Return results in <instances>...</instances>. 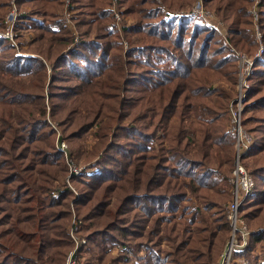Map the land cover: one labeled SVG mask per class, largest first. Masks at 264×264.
Listing matches in <instances>:
<instances>
[{
  "label": "trees",
  "instance_id": "trees-1",
  "mask_svg": "<svg viewBox=\"0 0 264 264\" xmlns=\"http://www.w3.org/2000/svg\"><path fill=\"white\" fill-rule=\"evenodd\" d=\"M125 1L117 0L121 5ZM131 1L122 13H133L136 23L124 31H133L136 39L125 33L129 43L125 49L112 37L114 0H73L70 6L77 25L75 10L90 5L97 11L93 21L102 20L98 27L106 32L97 38L83 35L88 30L76 37L64 18L46 9H63L64 0H15L20 11L14 25L18 36L26 28L37 33L25 50L0 36V264H64L75 245L69 230L74 199L78 213L85 209L83 216L77 214L84 222L78 233L88 230L79 259L85 249L91 252L89 244L112 245L111 250L97 253L99 263L86 258L82 264H127L133 258L136 264H215L230 235L232 225L223 203L232 194L237 153L236 136L229 127V100L234 95L210 82L225 74L236 87L238 57L232 48L254 56L259 46L252 12L247 3L237 5L241 0H201L227 24L228 35L223 37L191 12H169L179 10L173 4L190 7L197 0H170L171 10L157 0ZM11 7V0H0V31ZM259 7L263 40L264 0ZM243 15L249 27L238 26L237 21L228 24L233 16ZM68 81L76 83L54 95L52 88ZM128 88L140 95H126ZM214 92L218 97L212 102ZM78 96L90 102L79 113L96 119L84 122L66 138H77L95 126L97 131L91 149L73 147L76 158L92 161L74 175L69 174L67 155L56 147L47 102L55 117L60 105L53 98L62 97L66 103L76 102ZM101 100L102 109H95ZM5 108H17L16 114H2ZM178 112L182 122L171 131L170 117ZM242 126L255 137L241 156L255 185L239 208V217L250 231L248 242L234 251L232 263L243 258L264 264V53L256 60L246 93ZM90 167L96 170L89 173ZM76 182L90 191L77 197L70 187ZM102 188L101 195H111L113 201H102L97 193ZM219 194H224L221 202ZM97 204L108 208L97 211ZM128 211H133L131 221L109 228L124 220ZM94 216L107 218L104 227L91 229ZM164 241L169 248L161 247ZM116 247L117 258H108Z\"/></svg>",
  "mask_w": 264,
  "mask_h": 264
},
{
  "label": "rangeland",
  "instance_id": "rangeland-1",
  "mask_svg": "<svg viewBox=\"0 0 264 264\" xmlns=\"http://www.w3.org/2000/svg\"><path fill=\"white\" fill-rule=\"evenodd\" d=\"M157 1L160 3L159 5H161L163 9H168L169 8L170 0H157ZM173 1L174 2H182L181 0H173ZM261 1L262 0H252V3H248V2H245V1L241 0L239 3L237 2V5H240V6H242V5L246 4V3L248 4L249 9L251 10L252 15H253V19H252L253 34H254L255 38L257 39V41L259 42V46H258L257 51L254 53V56H251V55L247 54L246 52H244V51H242L240 49L232 48L233 51L235 52V54L238 57V80H237L236 87L232 86V84L227 79L225 74H224V76L222 78L221 77H217L212 82H210L211 86L216 87L215 89L222 88L223 90H228V91L231 90L232 91L231 93H233L234 97L231 99V101L229 100L230 117L232 115V111H237L238 112L239 109H241V125H242V112H243V109H244V100L246 98V94H243V99H242L241 103L239 104L238 101H237L239 96H240V91L245 88V86L243 85V82L245 81V79H244V76L242 74V71H243V69H246V68H248V71H249V68H250L249 76H248V82L250 84H252V75L254 73V67H255V64H256V60L259 57H261L263 55V53H264V45H263V40L264 39L262 40V37H261L262 36V30H261V26H260V16H259V13H258V11L260 10L259 3ZM11 2H12V7L9 9V11L7 12V15L5 16L6 27H5L4 30L0 31V36L6 37L5 34L11 27L12 15L15 14L14 17H13V21H14L13 22L14 37L12 39L7 37V39H9L10 42L13 45H15L18 50H22V49L25 50V49H27L29 47L30 41L34 38V36L36 35L37 32L35 30H28L26 28V30L23 32V33H25V32L26 33L24 35H22V36H20V35L18 36L17 33H19V32L16 31L14 25H15L16 17L19 15L20 11L17 10L16 4H15V0H11ZM114 2H115V4L112 7L113 14H114V20H113V24H111V26H110L111 30L113 31L112 37L117 42L121 43L123 45V48L125 47V49H126V48H128L129 43H128L127 39H126L125 33L128 34V35L126 34L128 36V38H135L136 39L135 33L133 31H131L130 33L128 31H124V29L127 26H130V25H133V24L136 23V17L134 16L133 13H127V14H123L122 13V11H124L123 9L125 7L130 6L132 1L131 0H126L125 1V5H121L119 2H117V0H114ZM72 3H73V0H64V8L63 9L62 8H56V7L55 8H51L50 6H47L46 9H48L49 11H52L53 15L58 13L61 16V18H64L66 20V23L69 24V26L70 25L72 26V27L70 26L71 30H72V33L75 34L76 37H77L78 33H81V32L86 31V30H88V33L87 34H83V35H86L87 38H97L98 36L105 35L104 34V33H106L105 30L102 27H98L99 25H101L100 23H102V20L93 21L94 19L97 18V16H96L97 11L94 8H92L90 5L89 6H85L84 8H78L77 10H75L78 19H80L79 20L80 24L79 25L75 24L73 22L74 21L73 20V10L70 9L72 7ZM146 5H151V4L148 3ZM202 6H203L204 11H205V15L204 16L196 15V14H194L192 12V8L194 7V5H192L190 7H180L176 3L175 5L173 4L172 8H176L175 10H177V9H179V10L174 11V12H173V10L172 11L168 10V11L170 12V14H177L180 11H182V12L185 11V12H189V13L191 12L192 15L197 16L198 18H200V20L202 22H205L206 24H208L209 26L215 28L217 31H219L221 33V31L219 30V27H217L216 24H219V25L221 24L220 26L225 27V28H226L227 24L225 26L218 19V16L214 12V9L211 10V9H208L207 7H204L203 3H202ZM180 8H182V9H180ZM1 13H2V10H1ZM21 13H22V11H21ZM207 15H210L209 16L210 20H208ZM88 20H91V21H88ZM247 20H248V18L246 16H244V15L243 16H233L228 21V24L232 23L233 21H237L236 25H238V26L241 25V27H249V25L247 24ZM96 21H98L99 24H96ZM82 23H85V24H82ZM53 25L54 26H59V24H53ZM226 30H227V28H226ZM221 35L223 37H226L228 35V30H227V35H224L222 33H221ZM106 40H107V38H104L102 41H106ZM156 42L157 43H163L162 41H158V40H156ZM241 54L244 55L248 59L249 62H245V63L241 62V56H240ZM135 57L136 56L134 55L133 58H135ZM133 69L135 70V69H137V67H133ZM241 75H242V81H241ZM201 76L203 77L205 75L201 74ZM14 80L18 81V82H24V81H29L30 79L14 78ZM185 81L186 80H184V82ZM74 83H76V82H74V81L59 82L57 84V87H59V88H57V89L56 88H52V90L55 91L54 95H58L59 93H61V91H63V89H66L67 86H69L71 84H74ZM122 85L123 86L125 85V81L122 83ZM132 85H134V84L132 83ZM137 86L141 87V84L138 83ZM47 89H48V85H47ZM125 93H126V95H130V96L133 95L134 97L140 95L138 92H134V89H131V88H128V90ZM70 94H72V93H70ZM72 97L74 98V96H72ZM217 97H218L217 92L212 93V95H211L212 102L215 99H217ZM46 99L48 100V97ZM196 99H198V98H196ZM183 100H184V96L179 98V100L177 102L178 105ZM53 101L55 103H58L57 105H60V107H57L55 109V111L57 112V116H55V117L52 116L51 106H50L49 102H47V106L49 108V112L47 114V117L49 118V121L53 125L52 127L55 130V135L53 136V138H55L56 147H59V149L62 150L61 144L64 143L66 145V149H67V152H68V156L66 157L67 158L66 163H67V167L69 169V174L71 173V167L74 168V166H77L80 171L78 173L74 174V175H79V174L82 173V171H84L86 169L84 165L88 164V163H91L92 161L86 163V162H84L83 158H80V159L76 158V155L75 154L73 155V152H72L73 151V147H77L78 149H80V148H82V149H86V148L91 149L92 146L95 144V136H94V134H96L97 127L95 126L94 128H90L88 130L85 129V130L81 131V133L78 134L80 136L77 137V138H73L72 140L71 139L68 140L66 138V135L69 134V133H72V131H77L79 128H81L82 125H84V122L86 123V122L91 121L92 119H96V118H94V115L89 116L87 118H84V116L81 113H79V111L82 109V107H86V106L90 105V102H89L87 97H79L78 96L76 102H71L70 101V102L64 103L65 100L62 97L53 98ZM104 101H106V100H104ZM205 101H206V103L208 105L212 104V102H210L209 99H205ZM62 106H64L65 108H63ZM16 109L17 108H5V109H1V112L4 115H8L9 112H12V114L15 115L16 114ZM95 109H97V110L98 109L99 110L102 109V100L99 102V104L97 106H95ZM15 120L17 121V119H15ZM73 121H74V123H73ZM184 121L187 123L188 122V118H184ZM169 122H170V126L168 128L169 130L173 131L174 129L179 128V126H180V124L182 122V118L180 116V112L176 113L175 116H171ZM60 123H61V126H60ZM62 124H64V125H62ZM229 125H230V120H229ZM230 131H232V130L230 129ZM40 133H42L41 127H40ZM248 133L250 135V141L254 142L255 141V137L250 132H248ZM1 137H3L2 134H0V138ZM63 137H64V139H63ZM110 138L113 139L112 136H110ZM122 142H126L127 143L128 142V138H123ZM62 151L64 152V150H62ZM236 151H237V148H236ZM235 158H236V156H235ZM94 160H97V158H95ZM116 162H117V160L114 159L113 163L116 164ZM248 164H249L248 166L252 165L251 160L249 161ZM95 170H96L95 167L87 168V171L89 173H92ZM70 187H71V189L73 191L77 192L76 193L77 197H78V195L80 194L81 191H90L88 189L87 185L79 184L78 182H76L75 184H73ZM229 190L231 191V185L229 187ZM102 191H103V188L98 190L97 193L101 195ZM230 193H232V191ZM223 195L224 194H219V198H218L219 202L222 201L221 197ZM101 197L103 198L102 201H104L105 203H107L108 201H113V197L111 198V195L108 198H105L102 195H101ZM227 200L228 201L223 203V206L226 209L229 208V206H230V204L232 202V194L230 195V198L227 199ZM74 201H75V199L73 201L72 200L70 201L71 215H72L71 218L72 219L69 222V230L74 225L75 221H77V223L79 224V227L84 224V222H82V220L79 219V217H77V214L80 213V216L81 215L83 216V213H85V209H84L83 213H81L82 209L78 213V209H76ZM209 201H210V197H209ZM94 202H96V201H94ZM99 205L97 204V207H98L97 211L103 210V209L106 210L108 208L107 206H99ZM258 209L261 210L262 207L258 208ZM123 217H124V220L118 221L116 223V226L109 227V228H116L117 226H122L124 223H127V221H125L127 219H128V222L131 221L132 218H133V211L126 212L125 216H123ZM106 219L107 218L105 216H100V217L99 216H94L91 221H93L95 223V225L91 226L92 227L91 229H98L100 227H104L103 223H104V221ZM244 224H245L246 229H248L246 223H244ZM87 233H88V230H85V232H82V235L79 232V236L84 237L85 234H87ZM113 233L115 234V233H117V231H114ZM231 234H232V230L230 232V235L227 238H225V240H224V242L222 244V247H221L220 254L217 256V260H216L215 264L219 263L221 255H222L226 245L230 241ZM54 239L57 240L56 237ZM84 245H87V241L85 242ZM90 245L95 250L92 249L91 252H90V251H86V249H85L84 250V255L82 256V258L79 259L81 264L83 262L85 263L86 258H88L90 260V262H92V263L95 262L96 263V262H98L97 258H96V256L98 255L97 253L101 254L100 251L102 252L103 248H106L107 250L108 249H110V250L112 249V245H110V244L106 245L104 242L100 243V247H97V246H95L93 244H89L88 246H90ZM161 247L164 248V249L169 248L168 242H165V241L161 242ZM69 251L66 254V257H65V260H64V264H65V261H66V258H67V255H68ZM119 252L120 251H118V248L116 247L110 254H108V258L110 256L114 257V258H117V255L119 254ZM141 255H143V252H142ZM136 261H137L136 258H133L127 264H136ZM107 263H108V261H105L102 264H107ZM119 264H124V263L121 262ZM237 264H252V262H249L247 260H244L243 258H240V259H238V263Z\"/></svg>",
  "mask_w": 264,
  "mask_h": 264
},
{
  "label": "built area",
  "instance_id": "built-area-1",
  "mask_svg": "<svg viewBox=\"0 0 264 264\" xmlns=\"http://www.w3.org/2000/svg\"><path fill=\"white\" fill-rule=\"evenodd\" d=\"M192 12L200 16L205 15V11L202 6L201 0H197V2L194 4V7L192 8ZM14 15L15 14L12 15L11 27L5 34L6 37H9L11 39L14 37V33H13ZM209 16L210 15H207L208 20H210ZM220 25L216 24V26L219 27L221 33L227 35L226 28ZM240 56H241V62L243 63L249 62L244 55L241 54ZM249 71L248 68L243 69L242 71V74L245 79V81L243 82L245 88L240 91V96L237 100L239 104L243 99V94H246L251 89V84L248 82ZM241 81H242V75H241ZM229 126L236 136V146H237L235 168L233 170V175L231 177L232 202L228 208V218L230 219L232 225V234L230 241L226 245L218 264H232L234 251L240 247L245 246L248 242L250 231L246 229L243 220L239 217V208L255 185V180L253 175L241 163V156L249 149V143H250V135L243 130L241 125V109H239L238 112L232 111ZM61 146H62V150H64V152L68 156L66 145L63 143L61 144ZM79 171L80 170L78 169L77 166H74V168L71 167V174H76ZM78 227L79 224L77 223V221H75L74 225L70 229V235L73 238L75 245L69 251L65 264H79V250L81 246L85 244L86 238L79 236ZM239 234L241 235L242 241L239 240L238 237Z\"/></svg>",
  "mask_w": 264,
  "mask_h": 264
}]
</instances>
